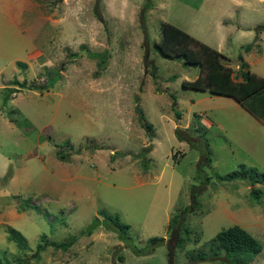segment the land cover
<instances>
[{"label": "rangeland", "instance_id": "1", "mask_svg": "<svg viewBox=\"0 0 264 264\" xmlns=\"http://www.w3.org/2000/svg\"><path fill=\"white\" fill-rule=\"evenodd\" d=\"M255 5L256 0H0L2 264H226L222 251L211 254L210 240L233 225L261 244L247 264H264V130L256 132L254 118L231 100L183 88L181 81L202 72L162 57L153 45L160 23L167 22L216 49L223 33L219 20L230 18L235 27L242 16L246 26L258 19ZM236 44L226 38L219 48L229 50L230 67L239 55ZM256 47L252 41V52ZM247 61L256 74V55ZM54 73L57 81L46 86ZM196 116L210 124H196ZM200 124L209 162L191 131ZM175 128L190 142L178 140ZM240 164L260 173V183L251 185L243 175L217 178ZM100 210L129 224L130 246L141 252L133 253L102 226L80 233L93 217L101 219ZM172 218L179 222L168 229ZM11 230L26 248L8 240ZM41 235L72 243L36 253ZM150 237L164 242L149 249ZM177 237L184 239L179 246Z\"/></svg>", "mask_w": 264, "mask_h": 264}, {"label": "trees", "instance_id": "2", "mask_svg": "<svg viewBox=\"0 0 264 264\" xmlns=\"http://www.w3.org/2000/svg\"><path fill=\"white\" fill-rule=\"evenodd\" d=\"M93 13H95L98 20H102L96 10H94ZM256 29H259V27H256ZM153 45L155 51L162 57L178 60L185 67H196L198 68L199 74L202 72V75H197L193 80L181 81L180 85L183 88L191 91H206L210 95H224L231 97L243 106L252 116L261 119L264 123V79L257 77L247 70V65L242 60L240 54L237 56V60L239 62L236 71L238 75L237 79L233 78L234 76L231 75V69L222 63V60H226V57L222 53L198 41L170 23H160L159 40L154 42ZM250 47L251 43L245 45L244 51H248ZM87 55L89 57H97V54L95 53H88ZM103 62L104 61L102 59L97 61V66L102 68ZM57 79L58 74L54 73L45 82L46 86L52 87ZM29 88L33 90L38 89L34 86ZM171 97L174 101L175 98L173 96ZM137 114L140 121H143L144 118L139 109L137 110ZM174 114L176 118H179L180 114L178 111H174ZM195 119L196 124H199L197 116ZM144 128L146 130H150L151 126L148 123H144ZM173 131L178 140H184L187 143L190 142L189 137H183L179 134L180 130L178 128H175ZM191 131L193 135L200 137L202 146L206 149L205 160L209 162L210 158L207 152L208 145L203 136V133L205 132L204 126H201L200 124V128L194 127ZM184 133H187L186 130H184ZM62 143L63 145H68L67 140ZM58 156L60 158H64V154L62 153H58ZM241 175L246 176L251 185L254 183H260L262 178V175L254 168H247L243 164H240L238 171H233L225 176H217V178L229 181L234 180ZM251 192L256 198H258L259 192L257 190H252ZM97 213L98 216H101V219L93 217L90 220V223L82 231H80V233L90 235L99 226H102L103 228L114 232L118 240L128 246L133 253L138 254L141 252L140 249L130 246V237L128 235L129 224L121 222L116 214H108L103 210L97 211ZM178 222L179 221L172 218V220L169 221L167 228L169 229V224L170 226H173ZM183 231L186 232V230ZM8 240L13 241L20 248H26V243L17 231L11 230L8 233ZM40 241L41 242H38L35 246L36 253L42 251L46 245L66 248L67 245L72 243L71 238L64 243L49 242L45 239L44 235L40 236ZM163 242L164 240L162 237H150L147 240V245L145 247L150 246L149 249H152ZM183 242V238L177 237L174 244L179 246ZM210 244H213L209 246L211 254L213 256H217L218 251H222L224 255L223 262L226 264H247L261 250L260 242L246 230L237 225L229 226L215 233L210 240ZM170 250L172 249L170 248ZM201 256L202 255L199 254L197 255L198 258L203 259ZM118 259L121 261V256H119ZM0 264H2L1 261Z\"/></svg>", "mask_w": 264, "mask_h": 264}, {"label": "crops", "instance_id": "3", "mask_svg": "<svg viewBox=\"0 0 264 264\" xmlns=\"http://www.w3.org/2000/svg\"><path fill=\"white\" fill-rule=\"evenodd\" d=\"M247 3H248V1H247ZM243 4H245V2H242L241 5H243ZM255 6H256V15H258L257 16L258 19L254 22L249 21V23L246 26L242 25V23H241V21L243 20L242 16H239L238 26H235V27H231L229 25L228 22H230V18H228L227 20H225V19L219 20V22L217 24L219 25L220 28L223 29V33H221L220 37L217 38L216 50L219 51L220 53H222L226 57L225 61L228 62L227 66L230 67V65H229V63H230L229 59L230 58L228 56L229 50L226 49L225 51L224 50L222 51L219 48H222L223 42L225 41L226 38L229 41V43H231V45H235L237 43L236 47H239V49H240V51H238L239 52L238 54H241L242 60L247 65V67H246L247 70L249 69L248 67L250 66V64L247 61L248 56L256 55V66L257 67H256V74H254V75L264 79V69L259 67L260 64H264V0H256ZM259 11H261V12L258 13ZM256 27H259V29H256ZM254 31H255V33H254ZM240 39H245L244 45H242L241 42L237 41ZM252 41H254V42H256V44H258V48L256 47V52H252L251 48L248 51H243L244 50L243 48L245 47V45L252 43ZM238 63H239L238 60H236L234 63V66L230 67V68H232V70H234V71H237ZM205 93H206V91H205ZM206 94H207V96H211L210 98H216L217 101H219V99L231 100V102H233L235 105L236 104L239 105L246 112H248L243 106H241L237 101H235L231 97L224 96V95H210L208 93H206ZM224 103H225L224 101L221 102V104H224ZM226 105H231V104L226 103ZM198 115H200V114H198ZM252 117L254 118V120L256 122V132L264 130V123L262 122V120L259 118H255L254 116H252ZM200 122L203 125H205V127L208 124H210V122L208 120L200 119L199 123ZM204 130L206 131V128H204Z\"/></svg>", "mask_w": 264, "mask_h": 264}]
</instances>
